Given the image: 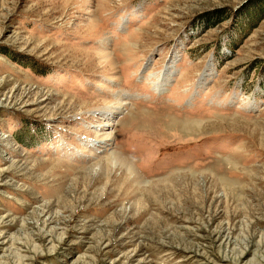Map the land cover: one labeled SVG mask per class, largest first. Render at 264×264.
Returning a JSON list of instances; mask_svg holds the SVG:
<instances>
[{
    "label": "rangeland",
    "instance_id": "1",
    "mask_svg": "<svg viewBox=\"0 0 264 264\" xmlns=\"http://www.w3.org/2000/svg\"><path fill=\"white\" fill-rule=\"evenodd\" d=\"M261 1L0 0V264H264Z\"/></svg>",
    "mask_w": 264,
    "mask_h": 264
},
{
    "label": "trees",
    "instance_id": "2",
    "mask_svg": "<svg viewBox=\"0 0 264 264\" xmlns=\"http://www.w3.org/2000/svg\"><path fill=\"white\" fill-rule=\"evenodd\" d=\"M259 2V1H258ZM257 2V3H258ZM259 4V3H258ZM260 7H259V10L257 11L256 13V18H254L253 20H258L259 19V16L260 17H263V13H264V0L261 1V3L259 4ZM255 12V11H254Z\"/></svg>",
    "mask_w": 264,
    "mask_h": 264
},
{
    "label": "bare ground",
    "instance_id": "3",
    "mask_svg": "<svg viewBox=\"0 0 264 264\" xmlns=\"http://www.w3.org/2000/svg\"><path fill=\"white\" fill-rule=\"evenodd\" d=\"M119 97V96H118ZM121 100V99H120ZM119 102V101H118ZM118 162H119V164H118V166H120L121 165V163H120V160H118Z\"/></svg>",
    "mask_w": 264,
    "mask_h": 264
}]
</instances>
